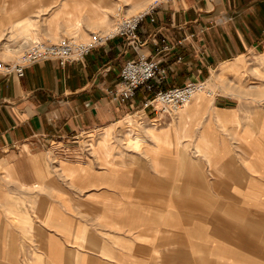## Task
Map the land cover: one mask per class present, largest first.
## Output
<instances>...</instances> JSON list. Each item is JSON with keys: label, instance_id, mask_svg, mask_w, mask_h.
Wrapping results in <instances>:
<instances>
[{"label": "crops", "instance_id": "0c3cea01", "mask_svg": "<svg viewBox=\"0 0 264 264\" xmlns=\"http://www.w3.org/2000/svg\"><path fill=\"white\" fill-rule=\"evenodd\" d=\"M110 2L0 0V62L33 41L104 29ZM251 2L175 0L141 24L139 54L166 71L158 88L206 85L162 125L158 106L143 108L152 94L110 99L137 57L120 37L83 62L0 71V264H264V39L242 23ZM233 9L234 21L217 22ZM164 37L176 47L158 56ZM246 70L251 93L228 84ZM133 117L140 149L117 143ZM108 129L115 145L82 159L51 147L77 153L76 140Z\"/></svg>", "mask_w": 264, "mask_h": 264}, {"label": "built area", "instance_id": "2783aa9c", "mask_svg": "<svg viewBox=\"0 0 264 264\" xmlns=\"http://www.w3.org/2000/svg\"><path fill=\"white\" fill-rule=\"evenodd\" d=\"M154 10L146 11L131 17L118 15L112 31L95 32L89 38L81 41L77 38H64L58 42L33 41L26 46L16 60L10 63L0 62V71L7 75L22 77L25 69L35 63L45 60H57L61 65L67 62H83L92 50L106 46L111 40L118 37L127 42V46L132 47L137 52V57L129 59L120 69L119 82L110 99L114 103L125 104L133 100L137 91L152 94V98L143 102V108L159 107V119L154 125H160L165 117H171L187 107L195 95L206 90V85L202 81H188L182 86L169 89H160L158 85L166 78V71L161 66V60L140 53V48L145 44L138 36V30L146 18L150 17V22L154 23ZM179 41L178 43H181ZM176 44H172L168 38L161 39L156 47V55L163 56L174 50ZM180 61V59H179ZM128 130H130L128 128ZM76 142V141H75ZM77 143V142H76ZM79 146V145H78ZM53 152L61 154L64 158L82 159L89 156L91 144L82 146L77 153H73L68 147H60L57 144L52 146Z\"/></svg>", "mask_w": 264, "mask_h": 264}, {"label": "rangeland", "instance_id": "374dc122", "mask_svg": "<svg viewBox=\"0 0 264 264\" xmlns=\"http://www.w3.org/2000/svg\"><path fill=\"white\" fill-rule=\"evenodd\" d=\"M136 1V0H134ZM147 1V0H146ZM153 1L152 4L149 6H142L139 4H135L132 3V1L130 0H111L110 4L107 7H103L106 8L107 12H108V17H107V26H105L104 29L101 30H96L95 32H109L112 31V29L114 28V25L116 23V20L118 18V15L123 16V17H131L140 13H145V9L147 8V11H150L151 9L154 10V12L156 10H161L165 5H170L171 3H173L175 0H150ZM252 1V7L249 8V6L247 8H249L245 13L247 12H252L253 10V5L255 4L256 1L254 0H250ZM149 2V0H148ZM258 2V1H257ZM256 2V3H257ZM251 3H248L251 4ZM254 3V4H253ZM256 8V7H255ZM245 9H241L240 11H244ZM145 11V12H144ZM237 13H239L238 9H233L231 10L230 13H225L223 12L221 15H219L217 22L219 24H225L231 21H234L236 18ZM155 18V17H154ZM244 25L246 24L245 21V17H244V21L242 22ZM75 38V37H74ZM89 36L87 35L83 40L79 39L81 41H84L86 39H88ZM46 41V39H45ZM58 41V40H57ZM54 41V42H57ZM8 56L10 58H15V60L18 58V56H20V54L16 55L13 53H9ZM235 67H232L231 69H237L238 66L234 65ZM252 67V66H250ZM257 74L260 73L259 70H256ZM245 75L241 74V76L239 75L238 77L236 76L237 80H234V82H232V84H230L228 82V84L233 88L240 87L241 89H244L246 92H252L253 90V86H256L258 84H254L256 82H254V80L252 79V70H246L244 72ZM262 78L264 76V74H261ZM201 95H204L205 93H200ZM193 102V101H192ZM192 102L185 107L182 111L179 112V114L181 115L185 109H187ZM128 127H126L127 129H125V124L123 126V130L121 133V136L118 137H114V135H112L110 133V130H106L104 134L101 135V132L96 133L94 135H90L89 139H87V136H85V138L83 139L82 137L80 138V140H76V141H81L80 143L78 142L77 144H72V145H87L88 143H91V145H115L116 143V139H117V143L120 145H128L129 147H133L134 149H140L141 145H144L145 143V139L143 137V135L141 134V128H140V120L138 117H133V118H129L128 120ZM164 122L161 123V125ZM128 128L130 130H128ZM152 135L154 134L153 132H150ZM100 134V135H99ZM97 135H99L98 137H96ZM100 136H102V138L98 139ZM90 141V142H89ZM92 147V146H91ZM94 153H96L95 149L93 151Z\"/></svg>", "mask_w": 264, "mask_h": 264}, {"label": "trees", "instance_id": "16d2710c", "mask_svg": "<svg viewBox=\"0 0 264 264\" xmlns=\"http://www.w3.org/2000/svg\"><path fill=\"white\" fill-rule=\"evenodd\" d=\"M253 6L252 12L245 16L246 26L258 35L263 32L260 39H264V0H259Z\"/></svg>", "mask_w": 264, "mask_h": 264}, {"label": "bare ground", "instance_id": "6f19581e", "mask_svg": "<svg viewBox=\"0 0 264 264\" xmlns=\"http://www.w3.org/2000/svg\"><path fill=\"white\" fill-rule=\"evenodd\" d=\"M152 2H153V1H150V0H149V2L147 3L146 6L151 7L150 5L152 4ZM147 10H148V9L146 8L145 11H147ZM145 11H144V12H145ZM234 65H235V64H233V65L231 66V68H232V67H235ZM222 69H223V68H222ZM224 70H225V69H224ZM221 71H223V70H221ZM195 96H196V95H195ZM195 96H194V97H195Z\"/></svg>", "mask_w": 264, "mask_h": 264}]
</instances>
